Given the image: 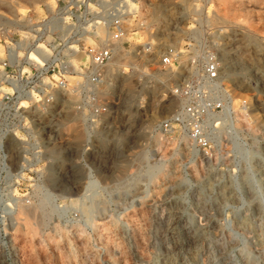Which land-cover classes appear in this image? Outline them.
Listing matches in <instances>:
<instances>
[{"label":"rangeland","instance_id":"rangeland-1","mask_svg":"<svg viewBox=\"0 0 264 264\" xmlns=\"http://www.w3.org/2000/svg\"><path fill=\"white\" fill-rule=\"evenodd\" d=\"M46 1L24 10L29 22L46 14ZM204 3L213 4L210 18L222 28L216 37L223 73L248 102L236 101L230 117L243 113L248 126L235 135L219 123L211 128L215 143L204 150L179 130L162 134L159 122L179 105L171 87L184 74L151 70L131 57L148 70L139 75L126 66L112 80L107 75L98 99L108 106L98 123H90L92 103L60 94L52 104L55 122L60 99L72 97L65 113L78 123L77 137L56 134L47 120L52 105H32L30 129L17 136L3 134L0 122V264H264V0ZM11 4L28 3L0 0L1 56L8 34L29 24L8 25ZM183 11L206 16L195 5ZM159 43L161 52L184 42ZM123 76L132 89L121 86ZM27 202L39 223L33 236L16 207Z\"/></svg>","mask_w":264,"mask_h":264},{"label":"built area","instance_id":"built-area-1","mask_svg":"<svg viewBox=\"0 0 264 264\" xmlns=\"http://www.w3.org/2000/svg\"><path fill=\"white\" fill-rule=\"evenodd\" d=\"M194 5L200 15L206 10V16L184 13ZM212 5L204 0H55L43 17L31 19L4 39L0 57L3 134L28 131L31 106H49L60 94L74 97L78 104H94L90 123H98L97 116L108 106L98 99L100 86L111 63L127 55L145 59L151 69L161 66L184 74L171 87L179 105L159 122L158 130L162 134L179 130L194 148H212L216 138L211 128L220 123V113L232 116L236 101L248 104L235 96L223 73L213 41L222 28L210 19ZM158 6L168 15H157L153 10ZM174 38H181V47L166 45L158 51L159 41ZM125 70L131 72V65ZM35 150L42 152L40 144Z\"/></svg>","mask_w":264,"mask_h":264},{"label":"bare ground","instance_id":"bare-ground-1","mask_svg":"<svg viewBox=\"0 0 264 264\" xmlns=\"http://www.w3.org/2000/svg\"><path fill=\"white\" fill-rule=\"evenodd\" d=\"M42 0H26V2L28 3V4H19V5H10L9 6V12H8V14H6V16H5V18H6V20H7V22H8V25H15V26H19V27H23V26H25L26 25V23H28L29 22V19H26V17L24 16V10L26 9V8H28V6H33V8H36V9H38L39 8V6H40V2H41ZM220 1V0H219ZM227 3V2H226ZM46 4L47 5H49V7L51 8V7H53V0H47L46 1ZM233 5V4H232ZM234 6V5H233ZM236 7V6H235ZM229 9V8H228ZM234 9V8H233ZM236 9H237V7H236ZM230 10V9H229ZM228 10V11H229ZM155 13H156V11H158V12H160V14H162L165 10L164 9H162V7H160V6H158V7H156L154 10H153ZM236 11V10H235ZM249 12V11H248ZM232 13V12H231ZM234 13V12H233ZM232 13V14H233ZM236 13V12H235ZM20 14H21V16H20ZM164 14V13H163ZM223 15L224 14H226V12H223L222 13ZM237 14V13H236ZM165 15V14H164ZM164 15H162V16H164ZM160 16V15H159ZM211 19V18H210ZM12 25H11V27H12ZM216 36H218V34L217 35H215V36H213V41H214V43L216 44V45H218V47L220 46V44H218L219 42L217 41L218 40V37H216ZM224 49V48H223ZM2 51H3V49H2V47H0V56H1V54H2ZM222 57H223V55L220 57L221 59H222ZM127 65H131V68H132V72H134V74H138V72H139V75L140 74H142V72L143 73H146L147 72V68L145 67V66H143L142 64H141V62L140 61H135V60H131L130 58H129V56H127V55H122V56H120L117 60H115V61H113L112 63H111V65L109 66V68H108V76H110L111 78H110V80H112V77H115V75L118 73V72H121V70L124 68V67H126ZM151 69V68H150ZM222 69H225L224 67H222ZM151 70H154V69H151ZM163 72V71H162ZM160 73V72H159ZM158 73V74H159ZM161 74V73H160ZM164 74H166V73H163V75ZM162 75V76H163ZM156 76V75H155ZM124 77V76H123ZM161 77V76H160ZM159 78V77H158ZM128 80H130V81H128ZM106 81V80H105ZM105 81H104V83H105ZM103 83V84H104ZM106 83H107V81H106ZM105 83V84H106ZM110 83V82H109ZM103 84L100 86V90H101V88H102V86H103ZM121 86H126V88L127 89H132V87L134 86L133 85V82H132V80H131V78L130 77H124V80L121 82ZM108 89V88H107ZM70 98H72V97H69V98H61L60 99V106H61V112H60V117L54 122L53 120H55V118L54 117H52L53 116V112H50V111H52L53 110V108L55 107V105H52L51 106V109L49 110V113H48V116H47V120H48V123H51V121H52V123H51V127L53 128H55V132H56V134L58 135V136H64V135H62V134H64V133H69V131L70 132H72V134L74 135V137H77V135H79L78 133H80L79 132V126H78V123L77 122H74L73 121V123L72 122H70L72 119H71V117H69L70 115H68V114H66L65 113V106H66V102L68 101V99H70ZM74 98V97H73ZM59 99V97L57 98V100ZM56 100V101H57ZM55 101V102H56ZM54 102V103H55ZM53 103V104H54ZM170 105L171 104H169L168 106H167V108H170ZM47 107L48 106H46V110H47ZM36 109V108H35ZM38 109V108H37ZM46 112V111H45ZM66 114V115H65ZM231 115H232V113H231ZM233 115H234V111H233ZM49 116H51V117H49ZM154 116L155 115H153L152 117H151V120H154ZM234 118L233 119H231V117H230V113L229 112H225V111H223V112H221L220 113V115H219V117H217V119H220V123H222V124H224V123H228V127L229 128H231L232 130H233V132L235 133V135H237L238 133V129H240V127H245L246 125L248 126V123L246 122V117L243 115V113H235V116H233ZM74 118V117H73ZM216 120V119H215ZM214 120V121H215ZM213 122V121H212ZM248 128V127H247ZM82 132V131H81ZM71 134V133H70ZM67 135V134H66ZM162 144H165L166 142H164V140L161 142ZM57 146V145H56ZM59 146V145H58ZM0 147H2V143L0 142ZM56 150H58V149H53V152L55 153V152H60L59 150L58 151H56ZM197 151V150H196ZM62 153V152H61ZM22 200V199H21ZM25 201V200H24ZM24 201H22V202H24ZM20 202V201H19ZM28 205H29V203L27 202V204L26 203H19L16 207H17V210H18V212L19 213H26V216L23 218V224H24V226H25V230H27V234L28 235H30V236H33L34 234H36L37 232H39V223L35 220V218H33V217H31V215H28L27 214V207H28ZM19 223V227H20V224H22V223H20V222H18ZM23 224H22V226H23ZM18 227V226H17ZM18 227V228H19ZM19 230H23V229H21V228H19ZM19 232V231H18ZM25 235V234H24ZM64 255V254H63ZM62 255V256H63ZM60 257V260H61V262H64V257H66V256H64V257ZM21 258V257H20ZM19 259V258H18ZM68 261H70V260H68ZM69 264H70V262H68ZM65 264V263H64Z\"/></svg>","mask_w":264,"mask_h":264}]
</instances>
